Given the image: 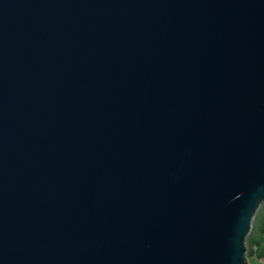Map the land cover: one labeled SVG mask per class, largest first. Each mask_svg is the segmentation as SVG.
I'll use <instances>...</instances> for the list:
<instances>
[{"label":"water","instance_id":"95a60500","mask_svg":"<svg viewBox=\"0 0 264 264\" xmlns=\"http://www.w3.org/2000/svg\"><path fill=\"white\" fill-rule=\"evenodd\" d=\"M264 0H0V264H251Z\"/></svg>","mask_w":264,"mask_h":264},{"label":"trees","instance_id":"16d2710c","mask_svg":"<svg viewBox=\"0 0 264 264\" xmlns=\"http://www.w3.org/2000/svg\"><path fill=\"white\" fill-rule=\"evenodd\" d=\"M248 259H264V207L253 222V228L247 238Z\"/></svg>","mask_w":264,"mask_h":264},{"label":"rangeland","instance_id":"374dc122","mask_svg":"<svg viewBox=\"0 0 264 264\" xmlns=\"http://www.w3.org/2000/svg\"><path fill=\"white\" fill-rule=\"evenodd\" d=\"M263 207H264V203L261 205L260 210H262ZM260 210L258 211L257 215L259 214ZM246 242H247V239H246ZM249 261L251 264H261L260 259L253 258L252 260L249 259Z\"/></svg>","mask_w":264,"mask_h":264},{"label":"built area","instance_id":"2783aa9c","mask_svg":"<svg viewBox=\"0 0 264 264\" xmlns=\"http://www.w3.org/2000/svg\"><path fill=\"white\" fill-rule=\"evenodd\" d=\"M261 264H264V259H260Z\"/></svg>","mask_w":264,"mask_h":264}]
</instances>
